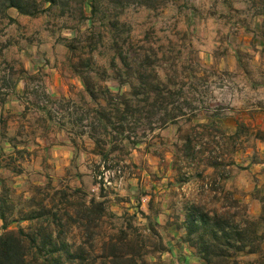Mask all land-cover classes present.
<instances>
[{
	"label": "rangeland",
	"instance_id": "rangeland-1",
	"mask_svg": "<svg viewBox=\"0 0 264 264\" xmlns=\"http://www.w3.org/2000/svg\"><path fill=\"white\" fill-rule=\"evenodd\" d=\"M60 1L71 2L64 17L56 8L35 17L19 15L14 9H8L4 15L0 10V193L7 192L9 201L13 202V215L9 220L19 218L17 212L23 200L32 196L34 187H68L86 192L92 181L99 188L104 184L105 194L118 205L109 204L108 208L117 207L122 215H132L124 210L137 202L139 205L147 203L155 213L170 209L176 219L183 214L181 208L186 201L213 206L212 193L204 187L210 182V169L203 164L183 165L178 171L172 169L176 126L162 129L155 125L150 130L146 115H127L119 129L123 133H112L113 144L105 137L106 142L97 148L89 139L88 125L94 110L105 105L106 96L100 89L108 88L117 95L129 92L130 88L127 84L119 85L116 79L111 68V61L118 64L110 45L112 37L104 33L102 38L93 36L92 44L97 50L92 54V68L102 76L92 79L98 90L95 101L89 97L71 68L75 59L59 40L75 36L67 27L76 26L84 33L91 26L78 22L73 1ZM232 1L234 8L240 11H226L217 0H178L156 10L133 3L118 17L123 25L114 33L115 39L131 60H140L145 52L151 57L152 49L158 58L164 54L165 58L176 61L178 81L183 85L180 97L191 98L208 111L200 112L194 123L205 122L212 112L224 116L234 99L247 92L246 82L256 83L264 78L261 54L264 18L253 17L243 4L245 0ZM35 2L37 10L49 6L43 0ZM98 28L94 25L95 31ZM151 60L154 59L151 57ZM164 62L167 68L169 63ZM189 63L192 67L188 66L191 68L188 70L193 74L183 68ZM44 65L54 68V73L43 71ZM160 77L167 80L162 72ZM47 82L53 83V93L49 94ZM132 82L136 83L134 79ZM131 104H134L133 98ZM109 131L113 132L112 127ZM253 135L243 129L238 151L255 148ZM64 140L71 149L67 152V165L62 164L57 169L52 162L51 147ZM132 142L137 145L133 146ZM220 143L219 160L226 163L230 147L225 140ZM199 174L204 180L197 178ZM239 175V168H231L225 188L246 204L240 191ZM133 223L142 234L146 222L138 215ZM27 226L26 222L11 223L9 228L26 229ZM156 231L162 241L167 239L160 227H156ZM66 238L76 244L80 242L75 230ZM155 239L150 237L152 242ZM149 257V264H165L159 259L151 261Z\"/></svg>",
	"mask_w": 264,
	"mask_h": 264
},
{
	"label": "trees",
	"instance_id": "trees-1",
	"mask_svg": "<svg viewBox=\"0 0 264 264\" xmlns=\"http://www.w3.org/2000/svg\"><path fill=\"white\" fill-rule=\"evenodd\" d=\"M71 1L76 8L78 22L91 27L84 33H80L76 26L67 27L75 32V36L71 39L60 38L59 41L75 59L71 68L83 83L85 92L95 101L98 90L92 79L102 76V73L92 68V54L97 50L92 41L95 38L93 36L102 38L104 33L112 37L110 45L118 64L111 61V68L116 79L119 85L127 84L130 88L129 92L117 95H113L108 88L100 89L106 96L105 105L94 110L92 122L88 125L91 129L89 139L97 148L106 142L103 140L105 137L113 144L112 133H123L119 129L127 115H146L150 130L155 125L162 129L176 126L177 141L173 144L172 169L178 171L183 165L190 167L203 164L212 171L208 176L210 182L204 187H208L212 193L211 204L214 205L194 200L183 203V241L206 264H264V251L261 248L264 241V196L257 198L261 203V213L253 217L248 213L247 205L225 188L230 169L235 167L233 158L244 128L237 129L233 135H226L216 122L220 116L215 112L207 115L205 122L194 123L200 112L208 111L197 106L193 99L180 97L183 85L178 81L176 61L165 58L164 54L158 58L152 49L150 53L154 60L146 52L140 56V60H131L123 45L115 39L114 33L123 25L119 22V15L133 3L156 10L178 0ZM43 2L49 5L48 8L37 10L35 0H0V10L4 15L8 9H14L19 15L35 17L56 8L60 11L59 15L64 17L71 7L68 1ZM217 2L226 11H240L234 8L232 0ZM244 2L253 17L264 18V0ZM7 19L14 21L10 17ZM96 24L99 27L97 31L94 30ZM164 61L169 63L167 68H164ZM195 65L200 67L199 62ZM188 66L192 67L191 63L187 64V68L183 67L184 70L192 73ZM161 72L167 77L166 81L161 79ZM116 124L118 128H114ZM110 127L113 132L109 131ZM221 140H225L230 147V158L226 163L220 162L217 153ZM132 145L136 146L137 142H132ZM197 178L204 180L200 174ZM99 189L96 199L94 196L88 197L80 189L34 187L32 196L23 200L16 220H9L13 215V202L9 201L7 192H1L0 264H149L148 256L154 257L166 251L156 231L158 224L149 215L138 208L130 216H117L108 208L104 187ZM38 195L41 198L37 199ZM137 215L146 222L142 234L133 223ZM22 222L28 223L26 229L9 228L11 223ZM71 230L78 232V244L67 240L66 235ZM151 236L156 238L153 242Z\"/></svg>",
	"mask_w": 264,
	"mask_h": 264
},
{
	"label": "crops",
	"instance_id": "crops-1",
	"mask_svg": "<svg viewBox=\"0 0 264 264\" xmlns=\"http://www.w3.org/2000/svg\"><path fill=\"white\" fill-rule=\"evenodd\" d=\"M261 54L264 61V50ZM42 68L47 73H54L55 71L52 67L49 69L47 65ZM52 84V82H47V88L51 91L49 94L53 93ZM245 91H247L245 94L240 95L236 100L234 99L224 116L216 118V122L226 135H233L239 128L248 129L249 132L254 133L251 139H253V147L255 146V148L246 147L237 151L234 156V168L240 169L238 180L241 182L240 191L245 196L248 213L250 216L257 217L261 213V203L257 198L264 196V78L256 83L246 82ZM11 148L14 149L13 146ZM51 148L54 153L52 162L58 166L56 168L58 169L62 164L67 165V152L71 149L69 142L64 140L62 144L57 143ZM88 191L85 192L88 197L94 196L98 199L100 189L95 182L92 181ZM105 196L107 205L115 204L118 206L115 200L111 202L110 197L106 194ZM137 205L138 202L134 205L129 204L127 206L129 209L124 211L134 214L139 208L146 215H149L167 235V239L163 240L166 251L156 257L150 256L151 261L159 259L165 264H206L198 258L195 250L183 241L184 232L181 228L183 214L176 219L171 216L170 209H163L155 213L148 209L147 203L140 204L139 207ZM109 209L117 216L122 215L117 211V207L110 205ZM261 248L264 251V241Z\"/></svg>",
	"mask_w": 264,
	"mask_h": 264
},
{
	"label": "built area",
	"instance_id": "built-area-1",
	"mask_svg": "<svg viewBox=\"0 0 264 264\" xmlns=\"http://www.w3.org/2000/svg\"><path fill=\"white\" fill-rule=\"evenodd\" d=\"M46 103V102H45ZM103 186H104V184H103Z\"/></svg>",
	"mask_w": 264,
	"mask_h": 264
}]
</instances>
